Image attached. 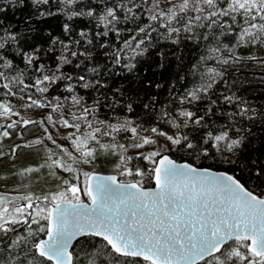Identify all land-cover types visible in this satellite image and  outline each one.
Listing matches in <instances>:
<instances>
[{
  "label": "snow or ice",
  "instance_id": "6c2138e0",
  "mask_svg": "<svg viewBox=\"0 0 264 264\" xmlns=\"http://www.w3.org/2000/svg\"><path fill=\"white\" fill-rule=\"evenodd\" d=\"M0 4L29 7V25L60 19L61 30L53 35L51 29L28 27L20 33L0 20V118L10 120L0 125V140L29 125L43 126L45 134L13 144L8 152L0 149V158L13 164L23 149L39 157L8 175L0 173V183L44 176L63 186L41 196L0 191V264H264V191H255L264 187V161L250 159L259 151L252 145L255 129H264V108L258 112L235 93L216 91L219 82H228L229 67L249 61L264 67V0ZM5 10L0 6V13ZM81 21L87 23L77 30ZM160 38L202 48L187 72L192 81L178 75L182 90L170 83L164 104L157 95L138 103L141 91L163 87L151 80L134 79L130 88L117 87L108 96L97 58L102 54L134 73L138 58ZM157 56V67L164 70L167 54ZM57 88L61 93L52 96L50 89ZM78 89L105 91L89 106ZM20 109L51 111L34 120ZM102 109L109 110L104 118ZM105 161L115 174L82 168ZM225 165L226 171L218 170ZM249 180L255 188L246 186ZM149 182L154 187H146ZM20 187L28 185L21 182L13 191Z\"/></svg>",
  "mask_w": 264,
  "mask_h": 264
},
{
  "label": "trees",
  "instance_id": "16d2710c",
  "mask_svg": "<svg viewBox=\"0 0 264 264\" xmlns=\"http://www.w3.org/2000/svg\"><path fill=\"white\" fill-rule=\"evenodd\" d=\"M163 3H166L167 0H162ZM0 6H4L6 10L2 13H0V20L3 21L4 27H10L12 31L20 32V33H26L28 27H35L38 28L41 32L45 29H51L53 32V35H60V19H47L43 20L42 22L33 20L31 22V25L28 24L27 18L31 15L29 7L25 6L23 8L19 6H6L0 4ZM62 19V18H61ZM84 23H87V21H81L80 24L76 25L77 30L81 26H83ZM134 27V26H133ZM163 32V29L160 30ZM125 36L127 33L124 34ZM183 35V34H182ZM154 39L156 38V34L153 33ZM110 40L114 41L113 34H110ZM104 39V38H101ZM227 42V41H226ZM118 43V42H117ZM47 45H45L46 47ZM83 49H81L82 51ZM99 51V50H98ZM163 51L167 54V59L165 61V69L159 70L158 64L160 63V58L157 56V53ZM173 53L177 55L182 56L181 61L175 60ZM202 48L198 47L195 43L192 41H185L181 40L179 45H173L170 40L167 39H157L155 46L152 47L149 51V53H146L143 57L138 58V65L135 69L134 73H128L125 71L121 66L116 65L113 66L109 61H107L103 55L101 54L97 59L99 61V65L101 68V74L98 76V78L106 82L108 84L107 89V95L112 96L113 90L117 87H131L132 81L134 79L139 81H147L151 80L153 84L159 83L163 85L159 90L155 89L154 87L152 89H147L145 91H141L139 95L138 103H148L149 97L151 95H157L158 101L160 104H164L168 102V95H169V84L172 82H175V87L177 91L182 90V85L179 83L178 75L179 76H186V83L189 81H192V77L190 75H187L188 69L190 68L192 63H195L197 58L201 55ZM59 53H57L58 55ZM19 63V61H17ZM48 63H51V61H48ZM88 67H92V64H89L87 61L85 62ZM105 65H107V68L105 69ZM66 71H72L70 66H65ZM146 70V71H145ZM74 74H80V70H76V73ZM93 74L89 73L88 78L91 79ZM227 83L219 82V86L216 89L217 92L223 90L225 93L233 92L236 95L244 98L251 106L256 107L257 111H261L262 108H264V67H260L256 62H246L241 63L240 65H233L228 68V71L226 73ZM193 82H199V81H193ZM62 91V88H57L55 91L50 89V93L52 96L59 95ZM104 89H100L99 91H94L92 89H78V92L80 95L85 96L86 103L90 106L93 104L94 101L100 100L103 98L104 95ZM147 93V95H146ZM40 94H35V97H39ZM19 107V105H17ZM35 113H40V111L47 112L51 111L43 110V109H32ZM108 109H102L100 112V118H104L105 113L108 112ZM137 112H141L142 110L140 108L136 109ZM141 122V121H137ZM150 126V125H145ZM25 133L28 135H34L38 133H43L42 127H37L36 125H29L27 127V131H24L22 128L15 129L14 134L12 138L7 139L8 147L10 150V147L13 144H18L21 142L22 137L17 135V133ZM255 135L256 139L253 142V147L256 149H259L257 152H253L250 154V159L256 160L258 162L264 161V129H255ZM38 146H33V148H36ZM24 154L19 155L18 158L15 160V164H13V161L9 159L8 157L0 158L3 162L0 163V173L4 175H8L9 169H19L21 166H27L30 163L36 162L35 153L33 152V149H23L21 150ZM130 153V152H129ZM132 154V153H130ZM133 163L135 164L136 161L134 160ZM228 169V166H222L218 170L226 171ZM95 171L108 173V172H114L113 165L111 163H108L107 161L103 163H98L96 165ZM239 177V173L236 174ZM244 175L247 177V172L244 173ZM43 178V179H42ZM40 177V179H36V181L39 183V181H44V176ZM120 179V177H119ZM135 179H138L136 177ZM19 179H17L15 182H9V183H18ZM8 183V184H9ZM3 183H0V185ZM7 184V185H8ZM256 182L249 180L246 184L247 187L250 189L255 188ZM41 184H38V186ZM146 187H153L154 182H149L145 185ZM255 191L258 193L260 191H264V187L255 188ZM41 192L39 190L34 191L33 193L37 196H41ZM49 193V192H48ZM47 194V193H46ZM43 195V194H42ZM202 264V262H201Z\"/></svg>",
  "mask_w": 264,
  "mask_h": 264
},
{
  "label": "rangeland",
  "instance_id": "374dc122",
  "mask_svg": "<svg viewBox=\"0 0 264 264\" xmlns=\"http://www.w3.org/2000/svg\"><path fill=\"white\" fill-rule=\"evenodd\" d=\"M17 108H19V107H17ZM20 111L22 112V115L24 116V118H30V119H34V120H40V119H42L43 115L46 114V112H43V111H40V113H35L32 109L31 110L20 109ZM52 114H53L54 118H58V116H59L58 113H52ZM11 119H17V117H11ZM7 122H10V120L5 121L4 119L0 118V125L5 124ZM36 126L40 127L41 125H36ZM41 127H43V126H41ZM19 128L20 127H17L16 129L19 130ZM14 130H12L13 134H14ZM2 131H3V128L0 127V132H2ZM44 135H45L44 132L34 134V135H28V134L23 133L22 140L20 143L30 142V141L37 139V138H43ZM57 139H58L59 143L65 144L67 146V142L63 136H58ZM7 143L8 142L6 141V139L0 140V149H2L5 152H8L9 147H8ZM45 143L48 144L49 147L54 148V146L51 145V142L45 140ZM129 152L134 154L133 150H131V149L129 150ZM35 157H36V160L39 159V157H37L36 155H35ZM2 162H3V160L1 159L0 163H2ZM21 167H24V166H21ZM82 168L85 171H95V169H96V167L93 169V168H90L89 166H82ZM58 174L64 179H71L70 175L67 173L60 172ZM42 177L43 176H41V178ZM135 178L136 177H120V180H122L124 182H133ZM21 182L26 183L28 185V187L27 188L20 187L18 190L13 191V189H15L16 185L21 184ZM38 184H41V185L38 186ZM62 187L63 186L61 184V181L56 180L54 178H46L45 177L43 182L39 181V183H38L36 181V179L29 178V179L25 180L23 177H21V178H19L18 183H9L7 186H5L4 184H1L0 185V191L8 192L9 194L15 195V194H26L29 191L33 193L34 191L39 190V191H42L41 192V195H42V194H46L48 192L62 190ZM82 199L87 201V197L82 196Z\"/></svg>",
  "mask_w": 264,
  "mask_h": 264
},
{
  "label": "water",
  "instance_id": "95a60500",
  "mask_svg": "<svg viewBox=\"0 0 264 264\" xmlns=\"http://www.w3.org/2000/svg\"><path fill=\"white\" fill-rule=\"evenodd\" d=\"M219 171H223V170H219ZM96 172H98L100 175H112V174H115L114 172H108V173H103V172H99V171H96ZM118 179H119V177H118ZM85 202H88V201H85Z\"/></svg>",
  "mask_w": 264,
  "mask_h": 264
}]
</instances>
